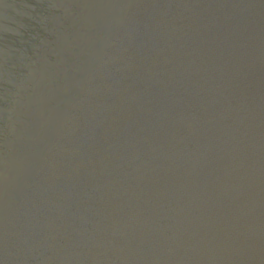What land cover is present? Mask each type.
Masks as SVG:
<instances>
[{"label":"water","instance_id":"water-1","mask_svg":"<svg viewBox=\"0 0 264 264\" xmlns=\"http://www.w3.org/2000/svg\"><path fill=\"white\" fill-rule=\"evenodd\" d=\"M0 264H264V0H0Z\"/></svg>","mask_w":264,"mask_h":264}]
</instances>
